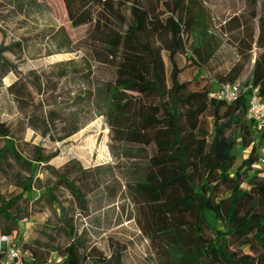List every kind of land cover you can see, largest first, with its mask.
<instances>
[{"label":"trees","instance_id":"trees-1","mask_svg":"<svg viewBox=\"0 0 264 264\" xmlns=\"http://www.w3.org/2000/svg\"><path fill=\"white\" fill-rule=\"evenodd\" d=\"M61 1L73 28L88 27L74 50L84 45L95 63L111 70V78L82 101L103 110L118 146L111 151L125 181L121 195L134 202L139 228L160 263L264 264V169L258 166L264 131L247 118L250 86L258 88L264 101V6L258 35L253 28L239 31L232 40L233 52L212 34L200 0ZM70 43L64 38L60 45ZM254 46L258 53L251 76L242 84L245 66L237 57L249 56L250 61ZM8 52L21 57L22 43L0 46V89L2 81L16 73L8 92L23 112L27 98L31 103L34 98L30 91L26 96L21 74L5 57ZM187 70L190 77L184 80ZM66 76L60 72V78ZM228 84L245 90L235 103L211 97ZM36 89L40 94L56 92L50 77ZM40 117L50 133L58 113ZM80 129L78 118L73 119L62 130L64 138ZM15 136L10 126L0 123V171L13 159L30 176L20 181L17 196H0L2 236L13 235L27 217L21 202H34V189L42 183L38 175L47 172L55 179L38 188L44 191L39 199L58 205L60 229L69 244L44 250L41 262L28 242L33 264H47L52 253L64 258L62 264H123L121 254L113 260L87 254L67 209L57 202V191L65 188L81 209H87L89 192L100 187L96 177L75 161L57 170L50 165L57 154L45 155L40 146L32 158L25 157ZM102 191L105 196L114 192ZM243 249L251 255H242ZM4 257L0 250V264Z\"/></svg>","mask_w":264,"mask_h":264},{"label":"rangeland","instance_id":"rangeland-1","mask_svg":"<svg viewBox=\"0 0 264 264\" xmlns=\"http://www.w3.org/2000/svg\"><path fill=\"white\" fill-rule=\"evenodd\" d=\"M200 2L210 20L212 34L224 48L236 52L232 40L239 31L253 28L258 35L264 0ZM87 29V26H71L61 0H0V46L22 43L21 57L9 52L5 57L21 74L26 96L30 91L34 98V103L27 98L29 106L23 112L19 111L8 92V87L18 77L16 73H10L2 81L0 89V123L12 128L18 149L25 157L32 158L34 148L40 146L45 155L57 154L50 162L57 170H63L69 162L75 161L96 177L100 187L94 186L89 192L87 209H81L67 189L60 188L56 193L59 208L67 209L87 254H93L95 259L103 257L107 260L121 254L123 264H161L150 241L139 228L134 202L125 193L121 195V189L126 192L125 181L111 151L113 145L118 146L112 140L103 110L82 101L89 96L91 89L111 78V70L95 63L84 45H81V51L74 50L84 40ZM64 38L70 39L69 46L60 45ZM257 53L254 46L250 61L249 56L241 58L237 55V62L245 66L240 83L244 84L250 78ZM163 55L169 65L167 53ZM61 71L67 76L60 78ZM190 72L187 70L182 79H188ZM47 77L51 78L56 92L50 90L40 94L36 86L39 82L45 83ZM50 111L57 112L58 118L55 128L46 134L40 116ZM75 118H78L81 129L75 135L64 138L62 130L68 128L69 122ZM3 146L4 142L0 139V148ZM29 176L25 167L8 159L0 171V196H17L22 191L20 181ZM38 177L42 183L34 189V202H21L23 211L28 215L19 221L13 236L16 242H21L23 234L27 233L30 238L28 248L38 250L43 262L46 257L44 250L63 249L69 241L60 229L58 205L52 206L45 199H39L44 191L38 188L52 184L55 178L47 172L39 173ZM107 189L114 192L105 196L102 190ZM28 248L26 245V251H30ZM241 253L251 255L248 249H243ZM24 264L28 263L24 261Z\"/></svg>","mask_w":264,"mask_h":264},{"label":"built area","instance_id":"built-area-1","mask_svg":"<svg viewBox=\"0 0 264 264\" xmlns=\"http://www.w3.org/2000/svg\"><path fill=\"white\" fill-rule=\"evenodd\" d=\"M250 97L248 103L247 118L256 123L259 131H264V101L259 96L258 88L249 87ZM245 90L239 84L223 85L219 91L211 95L212 98L225 102L229 105L235 103ZM259 168L264 169V146L260 149ZM29 235L23 234L22 241L16 242L15 236H1L0 250L5 253L1 264H24V261L33 264L34 256L26 251V245L29 242ZM5 248V250H3ZM64 258L52 253L47 264H62Z\"/></svg>","mask_w":264,"mask_h":264},{"label":"crops","instance_id":"crops-1","mask_svg":"<svg viewBox=\"0 0 264 264\" xmlns=\"http://www.w3.org/2000/svg\"><path fill=\"white\" fill-rule=\"evenodd\" d=\"M29 264V262H27Z\"/></svg>","mask_w":264,"mask_h":264}]
</instances>
